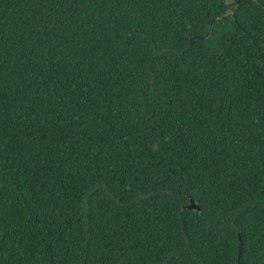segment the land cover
I'll return each mask as SVG.
<instances>
[{
	"label": "trees",
	"instance_id": "trees-1",
	"mask_svg": "<svg viewBox=\"0 0 264 264\" xmlns=\"http://www.w3.org/2000/svg\"><path fill=\"white\" fill-rule=\"evenodd\" d=\"M0 264H264V0H0Z\"/></svg>",
	"mask_w": 264,
	"mask_h": 264
},
{
	"label": "water",
	"instance_id": "water-1",
	"mask_svg": "<svg viewBox=\"0 0 264 264\" xmlns=\"http://www.w3.org/2000/svg\"><path fill=\"white\" fill-rule=\"evenodd\" d=\"M238 2H240V0H238ZM185 208L191 209V210H200L199 205L193 199H190L189 204L185 206ZM240 251H241V246H240Z\"/></svg>",
	"mask_w": 264,
	"mask_h": 264
},
{
	"label": "rangeland",
	"instance_id": "rangeland-1",
	"mask_svg": "<svg viewBox=\"0 0 264 264\" xmlns=\"http://www.w3.org/2000/svg\"><path fill=\"white\" fill-rule=\"evenodd\" d=\"M228 1V4H232L233 2H235L236 0H227Z\"/></svg>",
	"mask_w": 264,
	"mask_h": 264
},
{
	"label": "flooded vegetation",
	"instance_id": "flooded-vegetation-1",
	"mask_svg": "<svg viewBox=\"0 0 264 264\" xmlns=\"http://www.w3.org/2000/svg\"><path fill=\"white\" fill-rule=\"evenodd\" d=\"M237 2H238V0H237ZM239 3V2H238Z\"/></svg>",
	"mask_w": 264,
	"mask_h": 264
}]
</instances>
